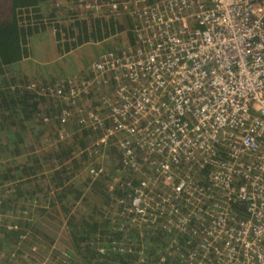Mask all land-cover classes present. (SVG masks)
Listing matches in <instances>:
<instances>
[{"label": "built area", "instance_id": "2783aa9c", "mask_svg": "<svg viewBox=\"0 0 264 264\" xmlns=\"http://www.w3.org/2000/svg\"><path fill=\"white\" fill-rule=\"evenodd\" d=\"M82 4L132 25L69 92L102 96L78 120L103 129L91 149L117 147L122 218L196 236L182 264H264V0Z\"/></svg>", "mask_w": 264, "mask_h": 264}, {"label": "trees", "instance_id": "16d2710c", "mask_svg": "<svg viewBox=\"0 0 264 264\" xmlns=\"http://www.w3.org/2000/svg\"><path fill=\"white\" fill-rule=\"evenodd\" d=\"M74 7L63 12L46 0H0V253L22 255L26 244L34 264L46 257L48 264H182L180 254L196 236L159 223L131 225L119 200L129 199L132 186L95 185L104 173L124 174L118 161L112 166L111 156L90 148L103 129L79 124L78 106L107 109L101 94L72 102L70 80L86 76L100 54L120 50L132 25L126 16ZM74 129L80 133L72 135ZM8 158L14 160H2ZM91 167L100 170L97 178ZM107 195L117 209L114 219L100 222ZM62 229L64 251L57 246ZM174 239L182 248L171 250Z\"/></svg>", "mask_w": 264, "mask_h": 264}, {"label": "rangeland", "instance_id": "374dc122", "mask_svg": "<svg viewBox=\"0 0 264 264\" xmlns=\"http://www.w3.org/2000/svg\"><path fill=\"white\" fill-rule=\"evenodd\" d=\"M47 2L51 3L52 7L54 8H57V10H60V11H67V10H72V8H77L78 7V1L79 0H46ZM8 7V4L5 6V8ZM123 42V41H122ZM94 46H91V48H93ZM96 49H97V46H96ZM44 91L46 93H48L47 91V87L44 89ZM107 91H111V88L109 87L107 89ZM88 107V106H87ZM91 108V107H90ZM92 108H95V107H92ZM86 109V108H85ZM85 136V135H84ZM83 135L80 137V139H82L84 137ZM84 138H87L84 137ZM83 140V139H82ZM71 141V140H70ZM71 142L74 143V141L72 140ZM79 142V141H78ZM79 144V143H78ZM79 146V145H78ZM75 156H78L77 154H75ZM99 156H102V157H108V156H111L112 157V161H111V164L112 166H116L115 165V161L117 162L118 158H117V147H115L114 143H110L108 146H105V149L102 147L101 151L99 152ZM15 160H18L20 161L21 159V156H18V157H15L14 158ZM13 158H8V159H2L3 161H6V162H9L11 160H14ZM69 162V160H68ZM109 173H104L103 175V179L101 180L102 182H94L96 183L95 185H104L105 183L107 184L108 182H105V180H107L108 178H111V177H114V176H108ZM100 178H102V176H100ZM101 189V188H100ZM107 197H109L108 195L106 196V198L104 199L105 201V207L103 208V211L101 212V214L103 216H101L100 218V222H104V220L102 218H105L107 216H109V218L114 219L113 218V210L114 209H117L115 208V206L113 207V204H112V200L110 203L109 202V199H107ZM101 199V198H100ZM102 200V199H101ZM111 206V207H110ZM108 218V219H109ZM117 222V220H116ZM131 225L135 226V227H138V226H141L139 225L138 223L136 222H129ZM140 228V227H139ZM140 230V235H143V229H139ZM101 235V234H100ZM66 239H67V236H66V232L64 229L60 230V233H59V240L57 242V246L60 250L64 251L66 248H67V243H66ZM23 250H25V252L23 251L22 252V255H17L15 257H12V256H8L6 255V251H2L0 253V264H34V262H32L30 260V258L28 257V252L29 250L27 249V246L26 244L22 247ZM39 252V251H38ZM169 252V251H167ZM40 257L43 256V255H39ZM7 257V258H6ZM17 258V259H16ZM59 258V257H58ZM48 260V257H46L43 262H41L40 264H48L47 261Z\"/></svg>", "mask_w": 264, "mask_h": 264}, {"label": "crops", "instance_id": "0c3cea01", "mask_svg": "<svg viewBox=\"0 0 264 264\" xmlns=\"http://www.w3.org/2000/svg\"><path fill=\"white\" fill-rule=\"evenodd\" d=\"M60 127H61L62 129H60ZM60 127L57 126V128L59 129V131H63V130H65V129H64L65 127H64L63 125H61ZM77 130H78V129H74L72 135H75L76 133L79 134L80 131L77 132ZM68 135H69V134H68ZM40 150H41V149H40ZM40 150H39V151H40ZM47 150H48V149H47ZM76 152H77V151H76ZM76 152H75V153H76ZM118 155H119V152L117 151V158L119 157ZM117 161H118V160H117ZM54 166H55V164H54ZM109 174H110V173H109ZM102 179H103V177H102ZM102 179H100V180H102ZM103 181H104V180H103ZM90 182H92V181L90 180Z\"/></svg>", "mask_w": 264, "mask_h": 264}]
</instances>
